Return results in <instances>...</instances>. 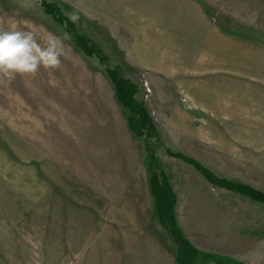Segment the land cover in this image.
<instances>
[{
    "label": "rangeland",
    "instance_id": "rangeland-1",
    "mask_svg": "<svg viewBox=\"0 0 264 264\" xmlns=\"http://www.w3.org/2000/svg\"><path fill=\"white\" fill-rule=\"evenodd\" d=\"M13 26L64 52L58 68L0 74V264H176L148 159L195 246L264 264V206L168 155L264 191V0H0V30ZM117 81L152 117L148 154Z\"/></svg>",
    "mask_w": 264,
    "mask_h": 264
},
{
    "label": "trees",
    "instance_id": "trees-1",
    "mask_svg": "<svg viewBox=\"0 0 264 264\" xmlns=\"http://www.w3.org/2000/svg\"><path fill=\"white\" fill-rule=\"evenodd\" d=\"M74 37L76 45L86 54L93 55V49L89 45L83 44L77 36ZM81 39V38H80ZM116 76V73H113ZM119 102L131 112L128 118L129 127L132 132L144 141L145 152L151 149L152 145L149 139L154 141L159 137L157 134L152 117L143 105H138L133 98L126 97V87L122 86L121 81L116 83ZM193 111V110H192ZM168 155L190 165L199 172L213 187L223 189L250 199V202L256 205L264 206V191H260L250 184L240 182L236 179L221 177L211 169L207 168L201 161L195 159L183 152L169 150ZM152 157V156H151ZM150 158V155L149 157ZM155 161V157L153 156ZM146 161V160H145ZM147 166L148 183L150 192L153 196L156 214L162 227L171 235L174 243V255L176 264H232L228 260L214 253L204 252L195 247L188 238H186L180 227L176 216L177 195L174 190L171 176L164 171L161 166H151V161Z\"/></svg>",
    "mask_w": 264,
    "mask_h": 264
},
{
    "label": "clouds",
    "instance_id": "clouds-1",
    "mask_svg": "<svg viewBox=\"0 0 264 264\" xmlns=\"http://www.w3.org/2000/svg\"><path fill=\"white\" fill-rule=\"evenodd\" d=\"M62 41L49 36L46 45L31 30H0V74L14 78L17 74H35L41 67L58 68L63 55Z\"/></svg>",
    "mask_w": 264,
    "mask_h": 264
},
{
    "label": "crops",
    "instance_id": "crops-1",
    "mask_svg": "<svg viewBox=\"0 0 264 264\" xmlns=\"http://www.w3.org/2000/svg\"><path fill=\"white\" fill-rule=\"evenodd\" d=\"M199 161H201V160H199ZM202 162V161H201ZM203 163V162H202ZM204 164V163H203ZM212 171H214L216 174H218L219 176H221V177H226V178H228V179H234V178H229L228 176H225V175H222V174H220V173H218L217 171H215V170H213L212 169ZM147 173V172H146ZM199 174V173H198ZM200 175V174H199ZM202 176V175H201ZM147 178H148V174H147ZM203 178V177H202ZM204 179V178H203ZM208 184H210L206 179H204ZM172 184H173V180H172ZM210 186H212V185H210ZM173 187H174V184H173ZM175 190V189H174ZM148 191H149V193L151 194V192H150V188H149V183H148ZM220 191V190H219ZM176 192V191H175ZM152 195V194H151ZM176 195H177V205H176V216H177V220H178V223H179V225H180V221H179V217H178V213H179V204H180V202H179V195H178V193H176ZM152 201H153V207H154V213H155V217H156V221H157V226L158 227H160L162 230H165L163 227H162V225L160 224V222H159V219H158V216H157V214H156V209H155V205H154V200H153V197H152ZM183 204H184V200H183ZM185 209H186V206H185ZM187 210V209H186ZM180 227L182 228V226L180 225ZM182 230H183V228H182ZM183 232H184V230H183ZM184 234L186 235V233L184 232ZM187 237V236H186ZM188 238V237H187ZM189 239V238H188ZM189 241L193 244V242L189 239ZM194 245V244H193ZM195 246V245H194ZM195 247H197V246H195ZM198 248V247H197ZM199 249V248H198ZM200 250V249H199ZM202 251V250H201ZM204 251V250H203ZM204 252H207V251H204ZM209 253H212V252H209ZM174 261H175V255H174Z\"/></svg>",
    "mask_w": 264,
    "mask_h": 264
},
{
    "label": "bare ground",
    "instance_id": "bare-ground-1",
    "mask_svg": "<svg viewBox=\"0 0 264 264\" xmlns=\"http://www.w3.org/2000/svg\"><path fill=\"white\" fill-rule=\"evenodd\" d=\"M218 38V37H217Z\"/></svg>",
    "mask_w": 264,
    "mask_h": 264
}]
</instances>
